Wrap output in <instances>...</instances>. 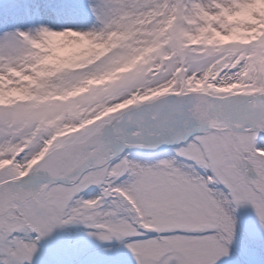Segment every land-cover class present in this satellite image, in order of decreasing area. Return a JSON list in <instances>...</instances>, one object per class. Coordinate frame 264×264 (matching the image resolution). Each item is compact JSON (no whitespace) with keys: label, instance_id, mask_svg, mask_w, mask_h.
<instances>
[{"label":"snow or ice","instance_id":"1","mask_svg":"<svg viewBox=\"0 0 264 264\" xmlns=\"http://www.w3.org/2000/svg\"><path fill=\"white\" fill-rule=\"evenodd\" d=\"M87 7L95 17L88 29L40 24L0 33V158L14 155L23 167L55 143L51 132L30 142L40 113L29 102L81 77L90 84L111 79L105 69L121 56L114 44L108 51L112 37L131 36L133 25L151 18L156 22L149 27L170 41L167 51L175 56L134 111L128 92L115 102L129 106L118 119L88 122L27 172L0 169V264H32L38 242L69 223L96 229L92 234L101 240L118 239L136 264H222L232 254L233 211L251 204L264 225V5L89 0ZM27 10L19 5L20 13ZM99 37L104 40L96 42ZM240 41L246 42L231 59L241 52L244 58L219 72L208 85L215 91H201L218 57ZM91 56L95 63L73 71ZM181 65L186 88L163 86ZM240 75L257 81V90L229 94ZM161 145L171 154L154 162L126 154L130 147ZM92 188L98 194L85 198Z\"/></svg>","mask_w":264,"mask_h":264},{"label":"rangeland","instance_id":"2","mask_svg":"<svg viewBox=\"0 0 264 264\" xmlns=\"http://www.w3.org/2000/svg\"><path fill=\"white\" fill-rule=\"evenodd\" d=\"M249 2L264 5V0H249ZM88 3V0H0V33L6 28H34L40 24H46L54 29L64 27L88 29L95 23V17L87 7ZM21 4L28 6V10L24 13L19 12ZM156 16L159 18L162 13H157ZM155 22L154 19L149 18L141 27L133 25L131 36L122 38L117 35L107 41L109 52L113 51L111 47L113 44L121 50V56L114 58L105 69L113 73L111 79L90 84L87 83V77H81L53 90L47 99L29 102L37 104L38 106L33 110L40 113L37 118L39 123L30 142L34 143L42 133L51 132L55 143H49L44 153L28 161L23 167L13 163L14 155L11 160L0 158V169L16 172L19 168L20 171L27 172L48 151L63 147L67 138H70L78 128L87 126L88 122L101 120L108 123L118 119L129 106L125 101H120V104L115 102L128 92L133 93L130 97L133 100L132 109H136L141 103L139 97L150 91L153 81L167 73L168 61L175 56V53L167 51L170 41L159 36L149 27ZM259 35L264 36V29ZM66 39L79 41L81 37L70 35ZM103 40V37H99L96 42ZM245 42L233 44L232 51H224L218 57L201 91L205 89L209 93L215 91V88L209 89L208 85L216 79L224 67H233L235 62L244 58L245 54L241 52L235 62L231 59ZM150 46L152 51H145ZM141 53L143 57L136 60V56ZM96 59L95 56H91L86 60L78 61L80 68L73 71L87 69L89 60L95 63ZM133 60L135 63H131ZM128 64L131 66L126 67ZM186 71L187 69L181 65L172 72V76L167 81H161V84L174 90L185 89L186 84L181 77ZM228 79L236 78L229 76ZM193 84H196L195 78ZM76 87L84 88V91L69 95L68 93L74 91ZM258 87L257 81H250L245 75H240L236 83L226 91L229 94L250 93L256 91ZM0 100H3V96H0ZM126 154L131 159L154 162L170 155L171 151L170 146L164 145L157 149L130 150ZM0 156H3V153H0ZM98 192L99 189L92 188L86 192L85 198L95 196ZM232 215L235 219L232 254L230 258L224 259L222 264H264V225L261 224L255 208L251 204H244L233 211ZM94 231L96 229L83 223H69L58 227L38 242V251L32 264H136L133 253L118 239L101 240L92 234Z\"/></svg>","mask_w":264,"mask_h":264},{"label":"bare ground","instance_id":"3","mask_svg":"<svg viewBox=\"0 0 264 264\" xmlns=\"http://www.w3.org/2000/svg\"><path fill=\"white\" fill-rule=\"evenodd\" d=\"M130 148H139V147H130Z\"/></svg>","mask_w":264,"mask_h":264}]
</instances>
